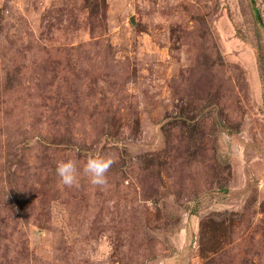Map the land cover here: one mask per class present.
Masks as SVG:
<instances>
[{
  "label": "rangeland",
  "instance_id": "374dc122",
  "mask_svg": "<svg viewBox=\"0 0 264 264\" xmlns=\"http://www.w3.org/2000/svg\"><path fill=\"white\" fill-rule=\"evenodd\" d=\"M0 264H264V0H0Z\"/></svg>",
  "mask_w": 264,
  "mask_h": 264
},
{
  "label": "clouds",
  "instance_id": "9594fccd",
  "mask_svg": "<svg viewBox=\"0 0 264 264\" xmlns=\"http://www.w3.org/2000/svg\"><path fill=\"white\" fill-rule=\"evenodd\" d=\"M113 163L111 156H90L84 164L83 172L92 185L103 189L108 185L107 173ZM55 171L63 185L70 188L78 186V168L73 159L58 161Z\"/></svg>",
  "mask_w": 264,
  "mask_h": 264
}]
</instances>
